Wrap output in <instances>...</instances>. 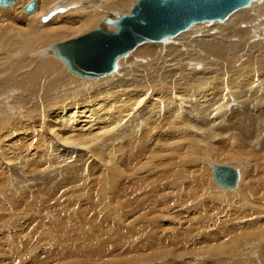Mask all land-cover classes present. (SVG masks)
<instances>
[{
	"label": "bare ground",
	"instance_id": "bare-ground-1",
	"mask_svg": "<svg viewBox=\"0 0 264 264\" xmlns=\"http://www.w3.org/2000/svg\"><path fill=\"white\" fill-rule=\"evenodd\" d=\"M30 1L15 0L9 6H0V161L45 160L47 151L30 155L19 138L28 133L33 137L41 123L56 120L61 123L57 128L48 126L43 140L48 150L63 148L66 154L69 150L64 144H91L93 151L102 141L100 156L104 163L112 164L117 148L120 157L115 165L129 161L137 166L138 187L142 168H147L150 175V167L157 166L158 159L167 163L164 169L171 175H183L177 167L186 165V159L179 157V152H193L202 140L212 148L214 139L210 137L214 133H203L214 126L217 135L223 136V129L232 130L234 135L215 142L224 140L250 155L256 143L264 150V122L256 138H249L248 143L245 137L253 124L250 118L235 125L231 115H249L264 104V0H251L222 20L193 23L166 41L142 42L123 54L126 57H117L116 73L96 77L70 70L55 48L61 42H53L102 24L110 12L125 11L134 0H36L33 12L25 14L20 8ZM124 60L128 64L125 68ZM12 81L15 96L10 94L8 82ZM26 104H30L28 109L24 108ZM42 115L43 120L39 119ZM197 151L201 156L200 149ZM210 155L233 157L234 153L223 148ZM235 157L233 162L243 171L239 183L238 171L234 186L218 183L214 169L224 165L218 163L210 173L223 191L206 177L201 178L203 175L196 177V188L189 189L191 194L203 195L197 196L204 201H199L203 207H221L220 203L239 207L238 213L229 214L231 224L214 228L222 239H209L204 253L217 260L241 253L248 264L257 259L254 255L258 253L264 264V217L238 222V217L251 214L255 208L264 211V171L246 181L250 168L245 160L244 165L238 160L240 155ZM235 197L240 199L236 204ZM246 201L252 206L241 207ZM163 241L153 236L151 245ZM176 241L165 239L163 246ZM152 249L158 251L159 247ZM190 262L191 258L178 264Z\"/></svg>",
	"mask_w": 264,
	"mask_h": 264
},
{
	"label": "rangeland",
	"instance_id": "rangeland-1",
	"mask_svg": "<svg viewBox=\"0 0 264 264\" xmlns=\"http://www.w3.org/2000/svg\"><path fill=\"white\" fill-rule=\"evenodd\" d=\"M136 1L127 10L112 11L113 15L106 18L130 14ZM20 9L25 14L33 12L25 11V6ZM108 25L107 28L116 30ZM92 29L53 43L78 37ZM119 58L111 73H116ZM125 62L122 63L124 68L128 66ZM8 84L12 87L11 96H15L14 81ZM85 105L91 106V102ZM29 107L30 104H26L24 108ZM231 115L235 125H241L244 119L250 118L249 123L253 124L248 127L245 137L249 143L248 139L256 138L264 122V104L249 115ZM43 118V115L39 117ZM257 118L262 119L256 121ZM60 123L57 120L41 123L33 137L28 133L19 138L30 155L47 151L45 160L0 161V264H178L190 258L191 264H248L241 253H235L234 257L219 256L221 260L212 258L207 251L204 253L209 239H222L214 228L231 224L229 214L238 213L239 207H226L223 203H220L221 207L217 204L203 207L199 204L204 202L202 198L197 200L201 193L191 194L189 189L191 186L195 189L198 184L196 177L203 175L201 178L206 177L219 191H223L210 173L218 163L234 167L239 173V183L243 171L233 162L236 155H240L243 159L238 160L243 165L246 162L250 168L246 181L254 177L253 174L257 177L264 171V150L259 143L252 147L254 154L250 155L242 147L228 145L224 140L215 142L234 135L232 130L225 129L223 136L217 135L216 127H211L203 134L214 133L210 137L214 139L211 146L214 150L205 140L193 148V152L181 150L179 157L186 159V165L177 167L178 170L181 168L180 174L184 172L181 176L171 175L169 169H164L167 163L158 159L159 164L150 167V175L147 168H142L138 187L137 166L129 161L115 165L120 157L117 148L115 154L112 153V164L109 161L104 163L100 156L102 141L93 151L91 144H64L63 147L69 150L66 154L63 148L48 150L43 142L47 127L57 128ZM223 148H230L234 156L215 158L210 155L221 152ZM197 149L203 153L202 157ZM239 200L235 197V204ZM251 204L246 201L241 207H251ZM261 217H264V211L255 208L251 214L238 217V222L247 223ZM168 230L170 233H166ZM153 236L164 241L151 245ZM165 239L177 241L163 246ZM154 246L159 250L153 251ZM258 257L256 253L254 259H257L249 264H263Z\"/></svg>",
	"mask_w": 264,
	"mask_h": 264
},
{
	"label": "water",
	"instance_id": "water-1",
	"mask_svg": "<svg viewBox=\"0 0 264 264\" xmlns=\"http://www.w3.org/2000/svg\"><path fill=\"white\" fill-rule=\"evenodd\" d=\"M251 0H137L130 14H115L88 33L55 44L57 54L67 60L70 70L81 76H102L114 70L117 57L145 41H159L173 36L191 24L225 19ZM15 0H0L6 7ZM34 9V0L26 11ZM116 28H107L106 24ZM214 179L225 186H234L237 170L216 165Z\"/></svg>",
	"mask_w": 264,
	"mask_h": 264
}]
</instances>
